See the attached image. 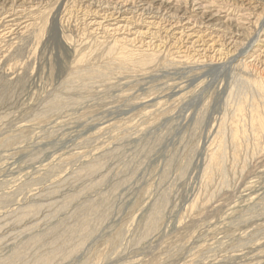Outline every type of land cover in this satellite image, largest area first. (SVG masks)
I'll list each match as a JSON object with an SVG mask.
<instances>
[{"label":"rangeland","instance_id":"obj_1","mask_svg":"<svg viewBox=\"0 0 264 264\" xmlns=\"http://www.w3.org/2000/svg\"><path fill=\"white\" fill-rule=\"evenodd\" d=\"M157 3L0 0V264H264V0Z\"/></svg>","mask_w":264,"mask_h":264},{"label":"bare ground","instance_id":"obj_2","mask_svg":"<svg viewBox=\"0 0 264 264\" xmlns=\"http://www.w3.org/2000/svg\"><path fill=\"white\" fill-rule=\"evenodd\" d=\"M158 2V0H151V1H149V0H139V3L142 5V11H143V9L145 10V8H146V10L148 11V12H150L151 11V9L152 8H154V7H156V5L158 4L157 3ZM167 2V1H166ZM169 4V3H168ZM160 6H164V5H166V3H160L159 4ZM177 7H178V5H176ZM165 7V6H164ZM192 8V7H191ZM200 9H201V7H199ZM188 9V8H187ZM197 9H198V7H197ZM157 10H160L159 8H157ZM166 10H168V11H170V12H173L174 13V15H178V16H180V15H182L181 17H184L188 12H187V10H185V8H184V10H181V8H180V6H179V8H176V7H170V8H168V9H166ZM165 10V11H166ZM192 10V9H191ZM199 10V9H198ZM141 11V12H142ZM189 11V10H188ZM194 12V11H193ZM196 12V11H195ZM201 12V11H200ZM206 12H202L201 13V16L204 18V19H206L205 18V16L207 15V14H205ZM190 14H191V12H190ZM200 16V17H201ZM180 18V17H179ZM185 18V17H184ZM182 19V18H181ZM209 19H211V18H209ZM207 21H208V19H207ZM260 88H261V86H259Z\"/></svg>","mask_w":264,"mask_h":264}]
</instances>
